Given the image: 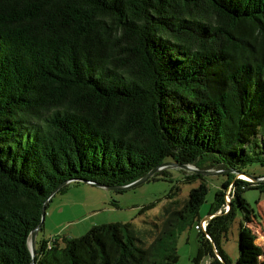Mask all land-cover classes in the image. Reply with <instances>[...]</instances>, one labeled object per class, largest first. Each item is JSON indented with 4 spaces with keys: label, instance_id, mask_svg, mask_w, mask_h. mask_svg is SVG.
I'll list each match as a JSON object with an SVG mask.
<instances>
[{
    "label": "trees",
    "instance_id": "obj_1",
    "mask_svg": "<svg viewBox=\"0 0 264 264\" xmlns=\"http://www.w3.org/2000/svg\"><path fill=\"white\" fill-rule=\"evenodd\" d=\"M168 159L264 166V0H0V264L31 263L59 183L124 185ZM224 174L194 264H264L260 211L243 195L264 180L235 179L226 202ZM184 179L198 183L170 191L153 229L106 222L36 239L33 264H177L209 190L202 174ZM238 208L232 263L222 240Z\"/></svg>",
    "mask_w": 264,
    "mask_h": 264
},
{
    "label": "rangeland",
    "instance_id": "obj_2",
    "mask_svg": "<svg viewBox=\"0 0 264 264\" xmlns=\"http://www.w3.org/2000/svg\"><path fill=\"white\" fill-rule=\"evenodd\" d=\"M243 167V171L254 176L264 174V166L256 160ZM164 170L167 171L166 176L150 177L136 186L121 191L83 181H72L48 200L43 228L37 233L36 239H51L57 235L77 237L84 234L92 225L106 222H130L140 233L146 229H153L152 222H160L158 215L168 202L170 191H174L177 185L179 189L176 198H183L188 194L189 189L198 183V181L186 182L184 179L185 176L190 177L196 173L193 170L170 166L165 167ZM225 179H227L225 174L206 176L209 190L199 208L200 221L207 215L205 219H210L208 213L215 193ZM232 186L229 183L225 189L226 200L230 198ZM243 195L256 212L260 211L258 213L261 223L260 221L259 224L255 223L256 242L264 246V192L259 188H249ZM220 213L221 210L211 215ZM242 217L243 213L238 208L226 237L222 240V245L232 263L238 256V228ZM195 225L186 228L177 238V264H194L199 230ZM148 237L147 240L150 241L152 235ZM200 264H209V257H203Z\"/></svg>",
    "mask_w": 264,
    "mask_h": 264
},
{
    "label": "water",
    "instance_id": "obj_3",
    "mask_svg": "<svg viewBox=\"0 0 264 264\" xmlns=\"http://www.w3.org/2000/svg\"><path fill=\"white\" fill-rule=\"evenodd\" d=\"M176 167V168H184V169H189V170H193L196 173L202 174L204 176L207 175H213V174H224V173H232L233 174V178H232V182H230V184L232 185L235 179H245L241 176V174L245 175L248 177V179H250L251 181H261L264 180V176H254L250 173H247L245 171H242L240 169H237L235 167H227V168H206V169H199L197 168L193 163H183V162H176L172 159H168L165 160L164 162H162L160 165L153 167L148 173H146L144 176H142L141 178H138L130 183L124 184V185H105L99 182H95L93 180H88V179H84V178H71V179H67L61 183H59L50 193V195L47 197V199L44 201L43 205H42V210H41V220L40 223L31 231L30 233V237L28 240V245L31 251V256H32V260L30 264H33L35 261V257H36V252H35V240H36V236L38 233V230L40 228V226L43 224L44 221V216H45V209H46V204L48 202V200L57 192L59 191L63 186L66 187L69 183H71L72 181H83V182H87L90 184H95V185H99V186H104L107 188H111V189H116V190H125L128 188H131L133 186H136L138 184H140L141 182L145 181L148 177H150L154 172L158 171V170H162L165 167ZM217 256L219 257V254L217 253Z\"/></svg>",
    "mask_w": 264,
    "mask_h": 264
},
{
    "label": "built area",
    "instance_id": "obj_4",
    "mask_svg": "<svg viewBox=\"0 0 264 264\" xmlns=\"http://www.w3.org/2000/svg\"><path fill=\"white\" fill-rule=\"evenodd\" d=\"M229 201V198L226 200V202H228ZM225 208L227 209V204H226V206H225ZM212 217V215H210V218ZM207 223H208V219H202L199 223H197L196 225H195V228L196 229H202V230H205V228H206V225H207Z\"/></svg>",
    "mask_w": 264,
    "mask_h": 264
},
{
    "label": "bare ground",
    "instance_id": "obj_5",
    "mask_svg": "<svg viewBox=\"0 0 264 264\" xmlns=\"http://www.w3.org/2000/svg\"><path fill=\"white\" fill-rule=\"evenodd\" d=\"M241 176H242L243 178H245V179H248V177H247V176H245V175L243 176V174H242Z\"/></svg>",
    "mask_w": 264,
    "mask_h": 264
},
{
    "label": "crops",
    "instance_id": "obj_6",
    "mask_svg": "<svg viewBox=\"0 0 264 264\" xmlns=\"http://www.w3.org/2000/svg\"><path fill=\"white\" fill-rule=\"evenodd\" d=\"M208 216V215H207ZM207 216H205V217H207ZM205 217H203V218H205ZM263 231H264V229H263ZM262 236V235H261Z\"/></svg>",
    "mask_w": 264,
    "mask_h": 264
}]
</instances>
